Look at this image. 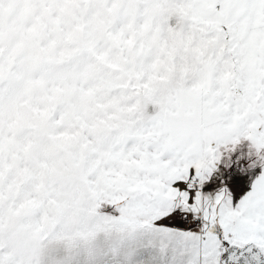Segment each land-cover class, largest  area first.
Wrapping results in <instances>:
<instances>
[{
  "label": "snow or ice",
  "instance_id": "obj_1",
  "mask_svg": "<svg viewBox=\"0 0 264 264\" xmlns=\"http://www.w3.org/2000/svg\"><path fill=\"white\" fill-rule=\"evenodd\" d=\"M0 264H264V0H0Z\"/></svg>",
  "mask_w": 264,
  "mask_h": 264
}]
</instances>
